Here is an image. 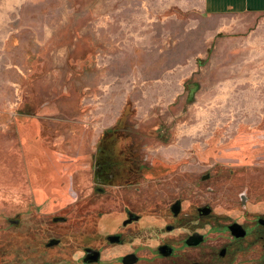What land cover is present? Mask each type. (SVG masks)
<instances>
[{
  "label": "rangeland",
  "instance_id": "obj_1",
  "mask_svg": "<svg viewBox=\"0 0 264 264\" xmlns=\"http://www.w3.org/2000/svg\"><path fill=\"white\" fill-rule=\"evenodd\" d=\"M199 1L0 0V264H79L92 188L132 167L143 191L209 173L217 211L264 209V19Z\"/></svg>",
  "mask_w": 264,
  "mask_h": 264
},
{
  "label": "flooded vegetation",
  "instance_id": "obj_2",
  "mask_svg": "<svg viewBox=\"0 0 264 264\" xmlns=\"http://www.w3.org/2000/svg\"><path fill=\"white\" fill-rule=\"evenodd\" d=\"M101 147L97 150L109 151L108 145ZM218 163L215 159V166ZM107 169L103 181L111 185L115 177L110 174L117 168ZM132 169V181L119 183L113 191L92 188L89 196L94 191L105 195L107 204L106 209H98L96 233L80 236L86 244L81 247L79 264H264V209L246 210L249 198L245 193L239 196L242 214L233 219L231 210L224 214L212 206L214 196L218 199L221 192L218 186H206L209 173L192 182L180 181L179 175H174L167 186L157 180L156 186L161 188L143 191L140 170ZM167 173L162 171L158 179L173 171ZM163 197L168 202L160 209L157 202ZM110 201L115 204L112 208ZM63 220L55 218L54 223ZM51 240L57 244L48 246ZM59 243V239H50L46 248Z\"/></svg>",
  "mask_w": 264,
  "mask_h": 264
},
{
  "label": "crops",
  "instance_id": "obj_3",
  "mask_svg": "<svg viewBox=\"0 0 264 264\" xmlns=\"http://www.w3.org/2000/svg\"><path fill=\"white\" fill-rule=\"evenodd\" d=\"M199 2L202 13L233 17L251 15L264 19V0H200ZM261 25L264 28V22Z\"/></svg>",
  "mask_w": 264,
  "mask_h": 264
},
{
  "label": "water",
  "instance_id": "obj_4",
  "mask_svg": "<svg viewBox=\"0 0 264 264\" xmlns=\"http://www.w3.org/2000/svg\"><path fill=\"white\" fill-rule=\"evenodd\" d=\"M55 244H57V241H56V240H51V241L49 242L48 246H53V245H55Z\"/></svg>",
  "mask_w": 264,
  "mask_h": 264
},
{
  "label": "trees",
  "instance_id": "obj_5",
  "mask_svg": "<svg viewBox=\"0 0 264 264\" xmlns=\"http://www.w3.org/2000/svg\"><path fill=\"white\" fill-rule=\"evenodd\" d=\"M99 148H101L102 149V147L101 146H99ZM100 150V149H99Z\"/></svg>",
  "mask_w": 264,
  "mask_h": 264
}]
</instances>
